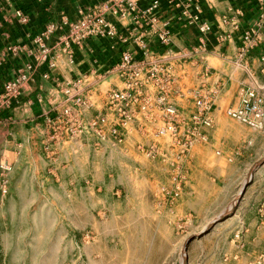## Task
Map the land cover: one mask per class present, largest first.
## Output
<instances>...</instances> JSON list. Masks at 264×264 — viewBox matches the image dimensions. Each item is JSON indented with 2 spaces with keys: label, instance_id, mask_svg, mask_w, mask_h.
I'll return each instance as SVG.
<instances>
[{
  "label": "crops",
  "instance_id": "crops-1",
  "mask_svg": "<svg viewBox=\"0 0 264 264\" xmlns=\"http://www.w3.org/2000/svg\"><path fill=\"white\" fill-rule=\"evenodd\" d=\"M100 1L0 0V93L4 82L25 62L34 65L32 78L13 108L20 128L15 129L14 142L0 141V163L13 167L14 181L27 178L32 181L41 173L55 182L97 184L111 179L112 175L104 166L112 163L117 179L125 169L130 195L133 200L142 198L143 220L148 224L170 215L180 228L200 222L207 225L215 213L222 214L237 198L234 216L242 219L240 241L245 249H254L242 252V256L256 257L264 246V122L261 129L250 128L228 117L226 109L237 107L247 91L264 97V26L254 46L240 54L242 33L259 20L264 2L201 1L202 17L211 24V31L206 34L199 52L181 60H169L174 85L168 97L186 113L194 109L189 89L203 87L217 94L210 112L212 125L202 127L203 137L194 142L186 155H179V146L169 137L155 135L161 124L157 112L153 115L154 122L150 123L146 113L136 109L135 119L121 130L123 140L119 143L111 139L100 141L94 129L86 126L91 116L102 110L107 90L123 87L115 74L90 90L91 109L74 111L69 117L60 115L65 99L63 89L68 81L92 69L101 71L110 67L125 48H130L135 58L141 59L133 41L139 32L147 33L149 48L159 56L198 50L200 46L197 25L184 26L179 19L183 0H160L157 18L170 21L173 33L170 50L159 43L154 32L158 24L151 25L149 19L138 25L129 19L110 18L118 26L119 35L126 37V42L119 37L114 38V42L89 39L82 46L74 47L73 61L69 62L63 49L67 30L64 20L75 19L81 6ZM145 4L144 0H138L140 7ZM16 9L28 15L27 23L18 21L14 14ZM224 14L236 25H223L220 19ZM48 22L58 27L47 42L50 55L56 59L52 68L46 63L37 64L34 54L39 50L32 45L34 36ZM226 30L229 36L219 40L218 36ZM10 44L19 46V50L7 52ZM31 49L33 54L28 53ZM156 90L153 81L145 82L144 94L153 96ZM48 116L51 117L49 123L45 121ZM6 120L4 112L1 113L0 123L6 125ZM2 131L5 139L7 135L12 136L7 127ZM149 143L160 148L154 159L137 149L138 145ZM138 182L142 183V191L137 189ZM96 185L93 190L100 191V185ZM168 197L173 198L172 205ZM216 206L220 208L215 209Z\"/></svg>",
  "mask_w": 264,
  "mask_h": 264
},
{
  "label": "rangeland",
  "instance_id": "rangeland-1",
  "mask_svg": "<svg viewBox=\"0 0 264 264\" xmlns=\"http://www.w3.org/2000/svg\"><path fill=\"white\" fill-rule=\"evenodd\" d=\"M18 100L0 108L7 118L6 125L0 123L2 142L17 136ZM5 127L12 131L6 139ZM114 168L105 165L112 177L97 184L55 182L41 173L32 181H14L13 167L7 172L0 167V264H256L255 257L242 256L254 249L240 241L237 198L207 225L180 228L170 215L148 224L142 198L130 195L125 169L117 179ZM95 185L101 190H93ZM137 189L142 191L141 182Z\"/></svg>",
  "mask_w": 264,
  "mask_h": 264
},
{
  "label": "built area",
  "instance_id": "built-area-1",
  "mask_svg": "<svg viewBox=\"0 0 264 264\" xmlns=\"http://www.w3.org/2000/svg\"><path fill=\"white\" fill-rule=\"evenodd\" d=\"M145 7L138 5V0H102L93 5L81 6L77 10L75 19H65L67 27L64 36V52L69 62L73 61L74 47H80L89 39H108L114 42V38H121L125 43L126 37L119 35L118 26L110 18L118 21L131 20L135 24L149 19L151 25L156 23L154 32L159 43L169 50L173 44V33L168 19L158 20L160 0H144ZM202 0H183L184 6L179 19L183 20L184 26L197 25L200 46L196 49L181 50L173 54L155 55L149 48L146 34L139 32L133 41L138 48L141 59H137L130 48L121 51L119 60L110 67L98 71L92 69L68 81L63 89L65 95L60 115L69 117L74 111L86 112L92 104L88 96L96 83L106 77L117 75L123 83L121 89L111 87L107 90L103 108L96 112L87 121L86 126L94 129L100 141L111 139L113 142H122V129L130 124L136 115V109L146 113L148 122L153 123V115L161 124L156 128L155 135L169 137L172 143L179 146V155H186L198 138H202L201 128L212 125L210 112L214 104L217 91H208L203 87H195L188 90V95L193 99L194 109L191 112L181 111L169 100V92L174 85L173 68L169 60L173 58L183 59L199 52L205 44L206 34L211 31V24L202 17ZM264 2V0H262ZM18 21L22 24L28 22V15L22 9L14 11ZM223 25L232 23V18L224 14L221 19ZM234 26L235 23H232ZM264 26V12L259 20L249 29L242 33L240 54L251 49L258 39L260 30ZM57 24L48 22L32 39V45L38 49L34 54L38 65L48 64L50 68L55 66V58L50 55L47 45L52 34L57 30ZM229 36L228 31H223L218 36L224 40ZM19 46L10 44L6 47L7 52L16 53ZM33 54V49L28 50ZM264 59V57H263ZM32 62H25L19 67L12 78L5 81L0 93V108L10 105L11 101L20 98L24 93L28 82L32 78ZM44 77L47 75L44 74ZM147 80L153 81L157 90L153 96L143 93L144 84ZM264 97L254 91H247L241 98L237 107H229L226 114L250 128L261 129L264 122ZM111 116V118H109ZM51 122V117L45 118ZM138 151L149 158H156L160 148L155 143L138 145ZM0 167L4 172L10 171L12 166L3 162ZM6 180L1 185V192L7 190ZM256 264L264 263V253L255 257Z\"/></svg>",
  "mask_w": 264,
  "mask_h": 264
},
{
  "label": "water",
  "instance_id": "water-1",
  "mask_svg": "<svg viewBox=\"0 0 264 264\" xmlns=\"http://www.w3.org/2000/svg\"><path fill=\"white\" fill-rule=\"evenodd\" d=\"M208 229H206L204 232H206Z\"/></svg>",
  "mask_w": 264,
  "mask_h": 264
}]
</instances>
